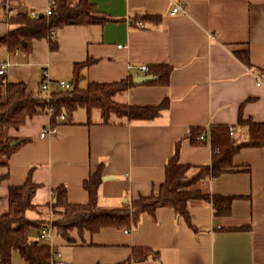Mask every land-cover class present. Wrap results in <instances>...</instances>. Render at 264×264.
Returning <instances> with one entry per match:
<instances>
[{
  "label": "crops",
  "instance_id": "0c3cea01",
  "mask_svg": "<svg viewBox=\"0 0 264 264\" xmlns=\"http://www.w3.org/2000/svg\"><path fill=\"white\" fill-rule=\"evenodd\" d=\"M77 6L80 0H66ZM50 0H13L12 13L22 10L44 14ZM96 12L115 22L104 25H69L50 39L36 40L30 52L6 54L7 82H24L29 92L39 90L41 71L48 68L55 82L73 81L74 68L88 59L95 63L82 72L81 87L112 84L147 76L141 67H172L170 84L135 85L117 95L116 101L131 106L153 107L169 101V108L151 121L128 125L88 124L86 111L75 115V124L58 126L43 137L50 116L29 118L10 135L27 140L0 167V216L10 209L9 190L28 179L39 186L34 199L38 210L29 219L44 224L51 220L55 191L67 188L75 205L89 203L84 184L98 170L104 179L98 203L105 210H119L132 200L148 197L166 180V164L180 143V162L192 167L213 159L211 129L236 127V141L248 139L244 119L264 123V85L256 75L264 71V0H89ZM183 11L172 15L173 8ZM144 15L159 21L142 20ZM0 5V38L10 27ZM136 21H142L141 29ZM122 46V47H119ZM5 50V49H2ZM7 51V50H6ZM247 52L251 67L237 57ZM10 76V77H9ZM34 90V91H33ZM98 114H96V117ZM204 132L192 138L194 129ZM205 140H201L200 137ZM199 189L211 196L233 197L229 216L218 218L213 205L196 200L189 205L193 228L173 209L160 208L156 216L144 214L133 230L108 227L92 234L69 231V242L56 231L30 238L49 245L63 264H122L134 248L150 249L156 260L138 264H264V148L242 149L234 168L208 179ZM249 227L246 230H239ZM11 264H28L18 251Z\"/></svg>",
  "mask_w": 264,
  "mask_h": 264
},
{
  "label": "trees",
  "instance_id": "16d2710c",
  "mask_svg": "<svg viewBox=\"0 0 264 264\" xmlns=\"http://www.w3.org/2000/svg\"><path fill=\"white\" fill-rule=\"evenodd\" d=\"M52 14H40L32 18L30 12L22 10L7 14L6 22L9 33L0 38V51L6 49L9 53L30 52L36 40L50 39L52 51L57 49L52 35L57 30L69 25H104L115 22L105 14L96 12L89 0H80L73 6L66 0H52ZM0 0V5H5ZM142 20L159 21L158 16L144 15ZM247 67H251L247 52L236 54ZM95 63L88 59L74 68L73 89L60 90L52 94L50 106L53 108L51 126L75 124L74 118L79 109L86 111L88 124L104 126L128 125L132 122L151 121L158 118L169 108L165 100L159 106L138 107L116 101L118 94L135 86L133 79L112 84H87L81 87L82 72ZM172 67L166 64L149 67L148 75L154 80L146 85L168 86ZM48 104L38 100L35 92H29L24 82L8 83L6 75H0V167H8L11 157L27 143V140H17L10 135L13 129L24 126L29 118L39 114H47ZM96 114L98 116L96 117ZM65 116V121L58 120ZM238 125L249 128L247 140L236 141L230 134V127L217 126L211 129V145L213 159L209 165L192 167L180 162V143L176 145L175 153L166 164V180L161 187L148 197L132 200L119 210H105L99 206L98 197L103 183V174L98 170L84 188L89 193L90 201L86 205H75L67 199V188L59 186L55 191L53 212L61 216V221L55 222L59 235L69 242H74L69 231L78 229L80 233L89 231L92 234L108 227L122 230H133L139 226L144 214L156 216L158 209H173L179 217H183L193 228L189 215V205L192 201L204 200L213 205L214 214L218 218L227 217L232 210L233 197L211 196L199 189V185L208 179L219 177L232 171L235 156L245 148H264V123H255L244 119L243 106L240 108ZM204 129H194L192 138H196ZM200 134V135H199ZM198 135V136H197ZM39 186L29 178L23 186L11 187L9 190L10 209L0 216V264H11L12 254L18 251L28 264H59L54 259V253L49 245L41 244L30 238V232L47 225L29 219L28 214L38 210L34 199ZM243 227L239 230H246ZM157 253L150 249L134 248L132 255L122 264H138L150 259L156 260Z\"/></svg>",
  "mask_w": 264,
  "mask_h": 264
},
{
  "label": "built area",
  "instance_id": "2783aa9c",
  "mask_svg": "<svg viewBox=\"0 0 264 264\" xmlns=\"http://www.w3.org/2000/svg\"><path fill=\"white\" fill-rule=\"evenodd\" d=\"M6 1V4L3 5V9H4V12L7 16V14H12V11L10 9V2L13 1V0H5ZM50 7L45 11L44 14L50 16L52 14V7H53V4L54 2L52 0H50ZM183 11V7L182 6H179V5H176L174 8H173V11H172V15L174 14H177V13H180ZM41 13H38V12H31L30 15L32 18H36L40 15ZM136 24L138 26H140L141 29H144L145 28V24L144 22L142 21H136ZM53 36V35H52ZM119 47H122V46H119ZM9 64L8 63H2L0 65V75H6V71H7V68H8ZM141 71L145 72V73H148L149 72V67L148 66H143L141 67ZM256 85L257 86H263L264 85V71L258 73L256 75ZM73 89V84L72 83H68V82H65V81H59V82H55L51 79V76H50V73H49V70L48 68H44L42 71H41V77H40V84H39V90L36 93V97L38 100H41V101H44L48 104V115L52 116V113H53V108L50 106V103H51V99H52V94L56 91H60V90H66V91H70ZM65 116H60L58 118L59 121L63 122L65 121ZM58 126L59 125H56V126H51L49 125V127L43 132L42 136L45 137V136H50V135H53L57 132L58 130ZM235 131H236V127L233 126V127H230V134L231 136L234 137L235 135ZM201 140H205L204 137H200ZM56 227L53 226L52 224V221L47 225L45 226L44 228H42L39 232L40 234V238L42 240H44L45 238H50L52 237V234L53 232L55 231ZM54 259L57 263L59 264H63V263H60L59 262V255H56L54 254Z\"/></svg>",
  "mask_w": 264,
  "mask_h": 264
},
{
  "label": "rangeland",
  "instance_id": "374dc122",
  "mask_svg": "<svg viewBox=\"0 0 264 264\" xmlns=\"http://www.w3.org/2000/svg\"><path fill=\"white\" fill-rule=\"evenodd\" d=\"M21 52H23V51H21ZM25 53V52H24ZM6 54H8V51H6V49L5 50H1L0 51V65L2 64V63H4L5 62V60H6ZM10 77V76H9ZM7 80H8V77H7ZM9 81V80H8ZM11 83H15V82H11ZM34 91V90H33ZM85 112V110H83V109H79L78 111H77V113H76V115L77 116H81V115H79L80 114V112ZM59 125V124H58ZM60 126V125H59ZM50 214H51V216H52V218H51V220H48L47 221V225L52 221V224H53V226L55 225V222H57V221H61L63 218L61 217V216H57V215H55V213L54 212H52V211H50ZM46 225V226H47ZM45 226H43V227H41L40 229H39V232H40V230L42 229V228H44ZM56 231L58 232V228H56ZM79 232V231H78Z\"/></svg>",
  "mask_w": 264,
  "mask_h": 264
},
{
  "label": "water",
  "instance_id": "95a60500",
  "mask_svg": "<svg viewBox=\"0 0 264 264\" xmlns=\"http://www.w3.org/2000/svg\"><path fill=\"white\" fill-rule=\"evenodd\" d=\"M152 80H154V77H152L151 75H147V76H138V77L134 78L133 82L135 85H142V84L148 83ZM104 179H108V178H103V180Z\"/></svg>",
  "mask_w": 264,
  "mask_h": 264
}]
</instances>
